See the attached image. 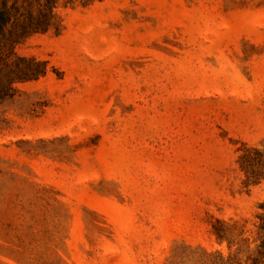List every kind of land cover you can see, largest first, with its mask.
Instances as JSON below:
<instances>
[{
  "label": "rangeland",
  "instance_id": "rangeland-1",
  "mask_svg": "<svg viewBox=\"0 0 264 264\" xmlns=\"http://www.w3.org/2000/svg\"><path fill=\"white\" fill-rule=\"evenodd\" d=\"M0 8V264H264V0Z\"/></svg>",
  "mask_w": 264,
  "mask_h": 264
},
{
  "label": "trees",
  "instance_id": "trees-1",
  "mask_svg": "<svg viewBox=\"0 0 264 264\" xmlns=\"http://www.w3.org/2000/svg\"><path fill=\"white\" fill-rule=\"evenodd\" d=\"M9 20V13L6 8H0V30L2 26ZM18 65L23 64V67L17 66L14 71H12L8 75V79H13V75L15 77L20 78L25 75H37L42 72L41 68H39V61H30L25 59L24 57H18ZM34 66V67H33Z\"/></svg>",
  "mask_w": 264,
  "mask_h": 264
}]
</instances>
